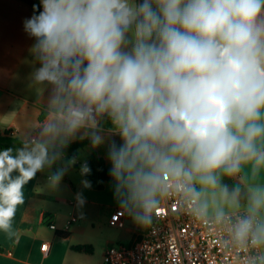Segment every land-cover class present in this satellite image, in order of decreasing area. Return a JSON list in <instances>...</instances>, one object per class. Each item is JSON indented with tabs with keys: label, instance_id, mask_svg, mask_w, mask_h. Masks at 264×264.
Masks as SVG:
<instances>
[{
	"label": "clouds",
	"instance_id": "clouds-1",
	"mask_svg": "<svg viewBox=\"0 0 264 264\" xmlns=\"http://www.w3.org/2000/svg\"><path fill=\"white\" fill-rule=\"evenodd\" d=\"M33 12L23 29L39 65L31 79L48 86L46 118L21 147L0 150V231H12L37 173L63 162L48 177L61 183L77 162H65L70 143L105 142L104 118L119 137L107 153L114 198L140 228L172 195L204 216L210 190L238 203L221 175L264 168V0H40ZM80 173L91 174L86 161ZM259 194L250 190L233 226L241 243H264Z\"/></svg>",
	"mask_w": 264,
	"mask_h": 264
},
{
	"label": "crops",
	"instance_id": "crops-1",
	"mask_svg": "<svg viewBox=\"0 0 264 264\" xmlns=\"http://www.w3.org/2000/svg\"><path fill=\"white\" fill-rule=\"evenodd\" d=\"M29 1L32 4L22 0H0V135L19 141L35 135L45 120L44 110L49 94L48 86L37 85L31 79V73L39 65L30 52L34 39L25 33L23 21L34 14L33 6L39 5L40 0ZM102 135L105 142L97 148L91 146L89 139H84L88 140V144L73 155L77 157L76 164L65 172L55 188L49 186L48 177L63 162L46 167L25 186V203L17 209L12 231H0V264H85L83 256L88 253L74 251L72 247L92 245L90 239L94 235L96 212L106 209L110 218L115 209H122L114 198L112 181L106 182L101 190L85 188L81 184L82 180H88L81 175L80 169L89 155L96 154L106 168H110L108 144L111 140L119 143V137L110 138L108 129H104ZM67 158L65 156V162ZM220 179L230 194L239 188L237 206L228 209L225 214L249 211L250 190L264 186V168L253 174L251 164H247L242 166L236 177L221 175ZM78 193H82L85 200L82 206L77 202ZM123 210L130 213L125 222V227L128 226L125 234H128L130 244L146 228L133 223L131 209ZM257 217L264 222V209ZM72 218H75L74 222H71ZM49 225H54L55 230ZM45 242L50 245L47 256L40 251V245ZM260 245L263 250L264 243Z\"/></svg>",
	"mask_w": 264,
	"mask_h": 264
},
{
	"label": "built area",
	"instance_id": "built-area-1",
	"mask_svg": "<svg viewBox=\"0 0 264 264\" xmlns=\"http://www.w3.org/2000/svg\"><path fill=\"white\" fill-rule=\"evenodd\" d=\"M193 208L182 196L163 199L151 225L130 244L106 248L102 264H264L260 244L251 239L241 243L234 238L233 226L249 211L225 214L217 220ZM128 217L129 212L115 209L108 224L123 229ZM256 221L260 222L257 216ZM49 228L55 230L54 225ZM40 251L47 256L49 243H42Z\"/></svg>",
	"mask_w": 264,
	"mask_h": 264
},
{
	"label": "rangeland",
	"instance_id": "rangeland-1",
	"mask_svg": "<svg viewBox=\"0 0 264 264\" xmlns=\"http://www.w3.org/2000/svg\"><path fill=\"white\" fill-rule=\"evenodd\" d=\"M209 202V210L207 217L215 216L216 209H223L224 214L228 209H233L237 206L236 202L226 201L221 195L219 189L209 191L207 197ZM246 209L247 207H241ZM249 209V208H248ZM248 211V210H246ZM109 211L102 209L99 212H96L93 219L94 224V235L91 237L90 247L92 249L91 253L84 254L85 264H102L103 263V250L109 246H118V245H128L129 236L125 234L126 227L124 229L118 230L114 227H111L108 224L109 221ZM106 250V249H105ZM262 259L264 261V249L261 252Z\"/></svg>",
	"mask_w": 264,
	"mask_h": 264
},
{
	"label": "trees",
	"instance_id": "trees-1",
	"mask_svg": "<svg viewBox=\"0 0 264 264\" xmlns=\"http://www.w3.org/2000/svg\"><path fill=\"white\" fill-rule=\"evenodd\" d=\"M24 2H27L28 4H32L29 0H22ZM43 118V117H42ZM101 126L104 129H110L111 124L110 121L107 118H104L101 121ZM86 144H88V140H79L72 142L68 145V147L65 149V156L66 157H72L78 150L83 148ZM22 146V141H19L17 139H13L9 136L0 135V148L1 149H7L12 148L13 150L19 148ZM86 162L88 163L89 167L91 168V174L85 176L88 181L91 182V188L95 190H101L104 187V184L106 182H110L111 178L109 176V170L106 168L104 161L96 156V154H91L87 157ZM74 251L77 252H85L90 253L91 249L89 246H74L72 247Z\"/></svg>",
	"mask_w": 264,
	"mask_h": 264
}]
</instances>
